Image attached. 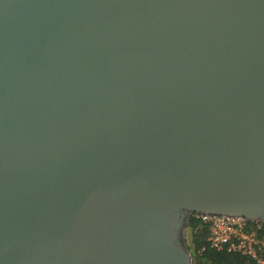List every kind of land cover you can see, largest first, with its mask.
<instances>
[{"label":"water","instance_id":"1","mask_svg":"<svg viewBox=\"0 0 264 264\" xmlns=\"http://www.w3.org/2000/svg\"><path fill=\"white\" fill-rule=\"evenodd\" d=\"M193 212L264 221V0H0V264H193Z\"/></svg>","mask_w":264,"mask_h":264},{"label":"built area","instance_id":"2","mask_svg":"<svg viewBox=\"0 0 264 264\" xmlns=\"http://www.w3.org/2000/svg\"><path fill=\"white\" fill-rule=\"evenodd\" d=\"M191 216L198 221L195 229L206 231L205 244L196 254L208 247L245 256L254 264H264V221L204 212H193Z\"/></svg>","mask_w":264,"mask_h":264},{"label":"trees","instance_id":"3","mask_svg":"<svg viewBox=\"0 0 264 264\" xmlns=\"http://www.w3.org/2000/svg\"><path fill=\"white\" fill-rule=\"evenodd\" d=\"M198 221L194 217H190L186 227V233L189 232L191 244L189 246L193 264H254V262L236 253L225 251H216L206 247L200 254H196V250L205 244V229L196 230Z\"/></svg>","mask_w":264,"mask_h":264},{"label":"rangeland","instance_id":"4","mask_svg":"<svg viewBox=\"0 0 264 264\" xmlns=\"http://www.w3.org/2000/svg\"><path fill=\"white\" fill-rule=\"evenodd\" d=\"M186 241H187V244H188V246H190V242H191V239H190V234H189V232L188 233H186Z\"/></svg>","mask_w":264,"mask_h":264}]
</instances>
